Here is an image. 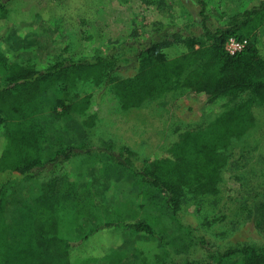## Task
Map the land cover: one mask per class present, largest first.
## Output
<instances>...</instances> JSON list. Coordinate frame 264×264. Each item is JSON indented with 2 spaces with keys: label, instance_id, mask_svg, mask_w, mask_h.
Listing matches in <instances>:
<instances>
[{
  "label": "rangeland",
  "instance_id": "374dc122",
  "mask_svg": "<svg viewBox=\"0 0 264 264\" xmlns=\"http://www.w3.org/2000/svg\"><path fill=\"white\" fill-rule=\"evenodd\" d=\"M201 1L207 27L214 31L264 0ZM71 6L79 10L75 22L82 9L90 22L62 29L58 21L36 18L13 22L7 30L0 26L4 34L0 55L10 61L32 59L36 68L43 69L57 59H92L135 38L158 40L172 31L183 38L197 37L203 31L198 0H78ZM250 41L264 60V23ZM134 69L131 58L120 74L131 76ZM1 74L0 68V81ZM57 93H47L37 116L46 134L44 155L67 147H73L72 154L35 169L32 177L11 182L6 190V219L16 215L19 203L38 196L48 179L59 176L64 178L65 200L58 234L72 246L93 241L103 247L102 252H91L74 264H179L200 258L203 250L264 243V103L252 106L256 126L228 148L217 193L187 194L177 219L161 196L130 170L162 156L175 136L174 129L200 126L225 106L207 104L200 94L178 91L123 110L108 84L78 82L71 93L88 97L85 115L53 119L49 114L56 106ZM246 97H250L247 92L241 95V99ZM90 115L92 126L83 127L81 122ZM114 160L123 165L116 167ZM138 223L147 225L152 234L130 227ZM107 224L111 226L102 227ZM193 235L203 238V249L194 244ZM111 242L115 248L104 250L108 245L104 243Z\"/></svg>",
  "mask_w": 264,
  "mask_h": 264
},
{
  "label": "trees",
  "instance_id": "16d2710c",
  "mask_svg": "<svg viewBox=\"0 0 264 264\" xmlns=\"http://www.w3.org/2000/svg\"><path fill=\"white\" fill-rule=\"evenodd\" d=\"M76 1L0 0V26L7 30L13 22L36 18L58 21L62 29L88 24L90 17L84 9L75 22L79 10L71 4ZM198 1L203 31L197 37L183 38L180 32L172 31L158 40L135 38L92 59H57L43 69L36 68L32 59L10 61L0 55V264H74L90 251V246H72L58 234L65 200L62 177L48 179L38 196L19 203L16 215L5 218L6 190L11 182L32 177L35 169L46 163L56 164L72 154L73 147H67L44 155L46 134L37 116L43 99L52 90L58 92L56 106L49 114L53 119L67 118L72 113L85 115L88 97L78 98L71 93L78 82L108 84L123 110L178 91L200 94L207 104H223L225 109L202 125L174 129L175 136L162 156L130 170L133 177L161 196L165 208L177 219L187 194L217 193L229 158L228 148L256 126L252 106L264 103V60L250 41L264 23V1L230 17L214 31L207 27L204 3ZM229 37L246 39V47L235 55L227 54L224 46ZM130 55L135 72L121 76L131 62ZM246 92L250 97L241 99ZM93 118L88 116L82 126H92ZM114 162L116 167L123 165ZM125 163L131 164L129 160ZM130 227L152 234L142 223ZM90 234L83 237L84 241ZM192 239L203 249L202 237L193 235ZM179 264H264V243L215 252L203 250L200 258Z\"/></svg>",
  "mask_w": 264,
  "mask_h": 264
},
{
  "label": "built area",
  "instance_id": "2783aa9c",
  "mask_svg": "<svg viewBox=\"0 0 264 264\" xmlns=\"http://www.w3.org/2000/svg\"><path fill=\"white\" fill-rule=\"evenodd\" d=\"M246 45H247L246 39L239 40L234 37H229L225 42L224 49L227 54L235 55L241 52L246 47Z\"/></svg>",
  "mask_w": 264,
  "mask_h": 264
},
{
  "label": "crops",
  "instance_id": "0c3cea01",
  "mask_svg": "<svg viewBox=\"0 0 264 264\" xmlns=\"http://www.w3.org/2000/svg\"><path fill=\"white\" fill-rule=\"evenodd\" d=\"M104 244H108V245H105L104 246V250H111L112 248H115L114 246V244L111 242L110 244L109 243H104ZM111 244H113L114 246H112ZM83 245H88V246H90V251H89V254H87L86 255V257L85 258H87V256H89L90 255V253L92 252V253H96V252H98L99 250L102 252V243H93V241H89V244H87V243H84ZM83 245H81V246H83ZM81 246H79V247H81ZM113 250V249H112ZM102 254V253H101ZM85 258H83V259H85Z\"/></svg>",
  "mask_w": 264,
  "mask_h": 264
}]
</instances>
